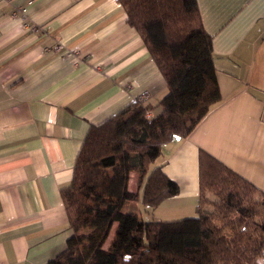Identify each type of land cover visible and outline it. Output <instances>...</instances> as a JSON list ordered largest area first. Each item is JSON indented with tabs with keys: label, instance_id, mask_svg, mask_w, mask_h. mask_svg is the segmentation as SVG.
Masks as SVG:
<instances>
[{
	"label": "crops",
	"instance_id": "crops-1",
	"mask_svg": "<svg viewBox=\"0 0 264 264\" xmlns=\"http://www.w3.org/2000/svg\"><path fill=\"white\" fill-rule=\"evenodd\" d=\"M198 4L221 101L188 137L162 146L150 170L161 166L179 192L154 208L128 209L145 220L196 213L201 150L264 192V0ZM167 91L118 0H0V264H47L66 248L73 231L61 191L90 127L141 95L156 117ZM145 182L130 172L138 200ZM117 228L115 221L104 249Z\"/></svg>",
	"mask_w": 264,
	"mask_h": 264
},
{
	"label": "trees",
	"instance_id": "trees-1",
	"mask_svg": "<svg viewBox=\"0 0 264 264\" xmlns=\"http://www.w3.org/2000/svg\"><path fill=\"white\" fill-rule=\"evenodd\" d=\"M167 81L155 106L135 101L92 125L62 199L73 231L47 264H264V192L208 152L199 155L196 215L145 220L124 212L138 194L130 172L146 178L142 202L154 208L179 192L161 166L150 170L162 146L186 138L221 101L211 34L198 0H118ZM118 222L109 249L103 244ZM232 233V236L227 234Z\"/></svg>",
	"mask_w": 264,
	"mask_h": 264
},
{
	"label": "rangeland",
	"instance_id": "rangeland-1",
	"mask_svg": "<svg viewBox=\"0 0 264 264\" xmlns=\"http://www.w3.org/2000/svg\"><path fill=\"white\" fill-rule=\"evenodd\" d=\"M143 188H144V186H143ZM144 191V189H142V192ZM130 207H136V208H140L141 210H142V208H143V203H142V195H141V198L138 200V199H136V200H133V202L131 203V205H126L125 207H124V212H127L128 211V209L130 208ZM194 215H196V213L194 214ZM193 215V216H194ZM227 234L229 235V236H232V233L230 232V231H227ZM261 260V262H264V258H261L260 259Z\"/></svg>",
	"mask_w": 264,
	"mask_h": 264
},
{
	"label": "built area",
	"instance_id": "built-area-1",
	"mask_svg": "<svg viewBox=\"0 0 264 264\" xmlns=\"http://www.w3.org/2000/svg\"><path fill=\"white\" fill-rule=\"evenodd\" d=\"M24 10H25V9H23V11H24ZM54 49H55V50H61V49H62L61 44H57V45H55V46H54ZM144 98H145V96H144V95H141V96L138 97L137 101L143 102V101H144ZM146 115H147L148 117H151V112H150V110L146 111Z\"/></svg>",
	"mask_w": 264,
	"mask_h": 264
}]
</instances>
